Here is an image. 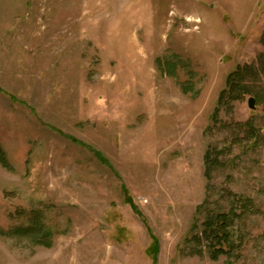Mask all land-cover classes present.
Masks as SVG:
<instances>
[{"label": "rangeland", "instance_id": "374dc122", "mask_svg": "<svg viewBox=\"0 0 264 264\" xmlns=\"http://www.w3.org/2000/svg\"><path fill=\"white\" fill-rule=\"evenodd\" d=\"M1 151L0 264H264V0H0Z\"/></svg>", "mask_w": 264, "mask_h": 264}, {"label": "trees", "instance_id": "16d2710c", "mask_svg": "<svg viewBox=\"0 0 264 264\" xmlns=\"http://www.w3.org/2000/svg\"><path fill=\"white\" fill-rule=\"evenodd\" d=\"M229 91H224L223 95L229 94L233 96H241V93L246 92V88L243 87L241 82H231L229 85ZM253 131V130H252ZM253 133V132H251ZM3 152H0L1 159L3 158ZM236 203L235 206L231 208L229 213H222L218 214L216 216H210L208 217L206 223H205V230L204 234L212 239V242L214 245H218L214 250V258L215 260L221 255V254H229L230 251L224 249V245L228 244L231 245L232 241V224L234 223V218L237 217V211L240 209H246L249 205V200H245L242 197H235ZM239 203V205H237ZM220 246V247H219Z\"/></svg>", "mask_w": 264, "mask_h": 264}, {"label": "water", "instance_id": "95a60500", "mask_svg": "<svg viewBox=\"0 0 264 264\" xmlns=\"http://www.w3.org/2000/svg\"><path fill=\"white\" fill-rule=\"evenodd\" d=\"M255 104H256V100H255V98H250V100H249V106H250L252 109H255Z\"/></svg>", "mask_w": 264, "mask_h": 264}]
</instances>
